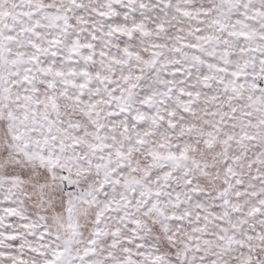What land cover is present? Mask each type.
Segmentation results:
<instances>
[{
	"label": "snow or ice",
	"instance_id": "snow-or-ice-1",
	"mask_svg": "<svg viewBox=\"0 0 264 264\" xmlns=\"http://www.w3.org/2000/svg\"><path fill=\"white\" fill-rule=\"evenodd\" d=\"M0 264H264V0H0Z\"/></svg>",
	"mask_w": 264,
	"mask_h": 264
}]
</instances>
